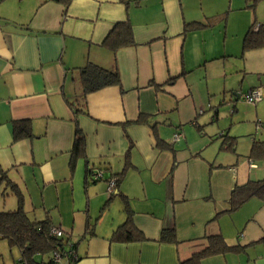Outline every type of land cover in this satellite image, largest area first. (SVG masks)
<instances>
[{"label":"crops","instance_id":"0c3cea01","mask_svg":"<svg viewBox=\"0 0 264 264\" xmlns=\"http://www.w3.org/2000/svg\"><path fill=\"white\" fill-rule=\"evenodd\" d=\"M256 1L70 0L64 9L53 0H0V210L18 200L1 179L6 173L25 211L48 214L71 234L76 264H177L212 232L244 248L201 264H264V202L251 198L226 212L233 186L247 181L248 171L238 158L228 164L218 158L224 149L218 129L229 128L217 120V106L239 99L229 75L251 71L245 53L259 49H243L255 25L246 10ZM217 15L212 25L184 31L188 22ZM123 20L135 43L112 51L102 42ZM88 62L117 69L120 81L89 92L87 114L75 115L67 100L81 94L79 68ZM140 114L147 120L136 123ZM23 120L30 135L14 140L13 122ZM75 122L85 135V157L71 171ZM125 158L130 165L118 190L143 235L127 243L110 240L126 211L118 190L111 199L106 190ZM91 169L102 177L91 179ZM169 227L179 243L157 240Z\"/></svg>","mask_w":264,"mask_h":264},{"label":"trees","instance_id":"16d2710c","mask_svg":"<svg viewBox=\"0 0 264 264\" xmlns=\"http://www.w3.org/2000/svg\"><path fill=\"white\" fill-rule=\"evenodd\" d=\"M53 1L60 2L64 9L70 2V0ZM122 1L128 3L131 0ZM137 1L138 0H135V2ZM221 17L222 15H217L215 17H208L204 22H188L184 26V31L212 25V23ZM254 27L255 25H252L244 35V50L264 47V23L258 24L256 30L253 29ZM134 43L132 26L128 20L116 22L102 42L104 46H107L112 51H116L121 47L133 45ZM79 71L82 92L72 101L67 100L75 115L81 113L87 114L85 97L89 92L97 91L109 85H118L120 81L117 69H107L92 62H88L80 67ZM146 120L147 116L140 114L135 122L141 123ZM263 124L264 123H260V126L263 127ZM29 129L30 127L27 121H14L12 125L13 139L17 140L21 137L29 136ZM256 130H258V128ZM219 135L223 139L221 148L234 149L235 137L228 136L223 132H220ZM157 146L162 149L174 151L172 144L162 140L157 141ZM80 157H85V135L75 122L74 139L69 157V168L71 171L74 169L76 160ZM248 157L264 158V141L253 138L251 140L250 154ZM129 165L130 162L128 158H125V164L122 170L110 174L107 178V182L111 178L115 179V192L118 190L119 184L125 176V172ZM93 171L92 169L90 170V178L98 179L93 178ZM1 179L4 181L5 185L11 186V190L17 195L18 199L17 206L14 209L0 210V240H5L10 247L17 248L19 252L18 259L14 260L12 264H76L80 256L77 254L76 241L73 240L71 234L64 231L59 226L52 224L48 214H45L41 218L30 215L25 211L23 205L24 199L17 186L10 182L6 173L2 175ZM115 192L109 194L108 199H111L115 195ZM118 192L126 211V218L122 224L113 230L110 240L123 243L142 240L143 235L134 223L127 196L119 190L117 193ZM251 198H258L264 202V177L260 179H248L244 183L235 184L228 199L229 208L226 212L237 210ZM221 213L222 212H217L211 221H216ZM54 228L62 230L65 235L56 236L52 233V229ZM90 233H93L92 229H90ZM200 239L202 241L194 245L191 254L187 258L181 259L177 264H201V259L204 257L222 254L228 251H240L244 248L242 245L228 244L223 235L219 232L207 233ZM157 240L174 244L179 243L174 227L162 228ZM194 241H196V239H194ZM55 254H58L61 258L60 262L55 261Z\"/></svg>","mask_w":264,"mask_h":264},{"label":"rangeland","instance_id":"374dc122","mask_svg":"<svg viewBox=\"0 0 264 264\" xmlns=\"http://www.w3.org/2000/svg\"><path fill=\"white\" fill-rule=\"evenodd\" d=\"M252 4V1L250 2ZM246 11H250L254 14V23L258 24L259 20L264 22V0H257L254 9L249 8ZM246 52V51H245ZM246 55L249 54L248 63L250 64L249 70L246 73L236 76L237 73L229 75L232 84L236 88V92L244 93L248 91V87L252 84H258L263 92L262 99L257 102L256 106L245 103L241 98L233 103L220 105L218 107V119L220 124L226 123L225 128L228 136L235 137L233 145L234 149H221L218 151V158L221 159L225 164L230 163L231 158H238V164L244 167L245 171H248V179H260L264 177V158H249L251 140L264 141V48L253 50L249 52L247 50ZM242 76H244L242 80ZM240 85V87H239ZM226 96H232V92H228ZM233 106V107H232ZM218 121H215L217 123ZM258 128V130H256ZM218 133L225 129L219 127ZM218 137V136H217ZM218 143L221 142V138H217ZM216 153V152H215ZM252 160L255 167H248L249 161ZM101 221L103 219H100ZM99 223V219L97 220ZM19 252L17 248L10 247L5 240H0V264H12L14 260H17Z\"/></svg>","mask_w":264,"mask_h":264},{"label":"built area","instance_id":"2783aa9c","mask_svg":"<svg viewBox=\"0 0 264 264\" xmlns=\"http://www.w3.org/2000/svg\"><path fill=\"white\" fill-rule=\"evenodd\" d=\"M258 26H255L253 29L256 30ZM263 97V92L260 88L255 87L252 88L250 90H248L247 92L241 93L239 95V98H241L244 102L255 105L257 102H259ZM257 126L259 127L260 125L257 124ZM181 138V133L176 132L173 135V139L174 141H178ZM249 168L251 167H255V164L252 160L249 161L248 163ZM233 169V168H232ZM93 178H101L102 177V171L100 170H94L93 171ZM107 194H112L115 192V179L111 178L109 179V181L107 182ZM52 233L55 234L56 236H64L65 233L57 228L52 229ZM54 259L56 262H60L61 258L59 257L58 254L54 255Z\"/></svg>","mask_w":264,"mask_h":264},{"label":"water","instance_id":"95a60500","mask_svg":"<svg viewBox=\"0 0 264 264\" xmlns=\"http://www.w3.org/2000/svg\"><path fill=\"white\" fill-rule=\"evenodd\" d=\"M232 103V102H231ZM224 104H228L227 102L225 103V102H219V104H218V106L217 107H219L220 105H224ZM234 104V103H233ZM233 107V106H232ZM218 109V108H217Z\"/></svg>","mask_w":264,"mask_h":264}]
</instances>
